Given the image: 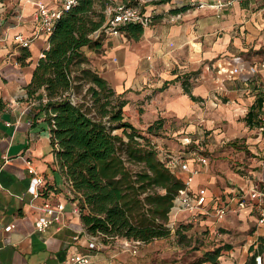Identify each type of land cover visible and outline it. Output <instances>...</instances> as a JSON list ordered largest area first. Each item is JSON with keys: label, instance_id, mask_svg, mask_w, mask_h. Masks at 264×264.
<instances>
[{"label": "crops", "instance_id": "1", "mask_svg": "<svg viewBox=\"0 0 264 264\" xmlns=\"http://www.w3.org/2000/svg\"><path fill=\"white\" fill-rule=\"evenodd\" d=\"M64 1L0 0V98L6 103L0 110V264H60L73 252L89 254L90 264H195L184 258L190 247L197 259L219 249L218 264H245L264 245V196L261 203L248 198L241 209L231 202L222 219L212 210L192 217L171 209L170 236L141 242L136 252L124 248L122 239L101 244L90 239L70 185L55 164L45 114L37 101L27 99L26 90L49 46L48 35L38 32V5L61 7ZM192 1L143 4L153 19L139 37L121 31L105 35L97 50H81L127 100L126 120L145 129L163 119L162 129L171 128L177 141L167 142L170 155L198 169L191 188L205 194L211 208L215 198L229 200L237 191L264 194V126L257 116V124L246 121L264 94L259 65L264 58V0H232L222 8L197 7ZM172 15L178 17L172 21ZM16 34L29 38L30 45L17 43ZM191 149L202 152L207 163L193 159ZM173 171L185 176L178 166ZM37 176L44 179L42 186ZM45 200L63 205L62 223L38 232L34 222L43 216L39 207ZM178 228L183 240L175 235Z\"/></svg>", "mask_w": 264, "mask_h": 264}, {"label": "trees", "instance_id": "2", "mask_svg": "<svg viewBox=\"0 0 264 264\" xmlns=\"http://www.w3.org/2000/svg\"><path fill=\"white\" fill-rule=\"evenodd\" d=\"M139 1L123 0L126 4ZM116 3L75 0L62 11L48 35L49 46L26 85L27 99L37 101L39 112L45 114L55 164L70 185L84 230L98 236L102 243L121 238L148 243L170 236L169 213L183 181L168 167V156L158 157L157 144L151 137L160 134L163 119L145 130L126 120L123 107L127 100L90 66L81 50L84 46L95 50L101 47L106 35V9ZM119 29L134 38L143 30L137 23ZM183 84L190 93L188 85ZM84 85L87 88L78 100ZM262 103L264 94L246 114L248 124L258 123L256 116ZM5 106L0 98V110ZM129 163L139 168L133 170ZM175 235L184 238L179 228ZM219 251H206L195 264H218ZM262 254L264 245L245 264H256L255 258Z\"/></svg>", "mask_w": 264, "mask_h": 264}, {"label": "built area", "instance_id": "3", "mask_svg": "<svg viewBox=\"0 0 264 264\" xmlns=\"http://www.w3.org/2000/svg\"><path fill=\"white\" fill-rule=\"evenodd\" d=\"M153 0H140L136 4H126V3H116L114 6L107 8V18L104 23L105 25V34H119L121 33L119 27L128 23H137L141 26H148L153 19L152 13H147L143 8V4L149 3ZM75 0H65L61 7H50L46 3H41L38 5L36 12V19L38 24V32L49 35L51 32L53 25L57 18H59L60 14L64 9H67ZM195 6L203 7V6H211L215 8H222L232 2V0H214L213 2L194 0L192 1ZM178 15H172L169 17L170 20H175ZM98 33H96L97 35ZM14 40L17 43H20L24 47H28L30 45V39L25 38L20 34L14 35ZM260 67L264 69V58L259 63ZM257 119L261 126H264V103L260 108V111L257 115ZM186 144H190L189 138H184ZM191 157L195 159L197 162L201 164L207 163V157L202 154L197 149L190 150ZM169 161L167 163L168 167L173 171L175 167H179V170L185 173V176L182 179L183 186L178 189L176 197L174 199V205L172 209L186 211L192 217H197L198 214H208L210 210L213 211L214 216L217 219H222L225 217L228 211L231 210L230 203L236 201L237 208H244L247 205V199L259 198L261 203V198L264 196L259 190H253L249 194L239 193L237 191V196L226 199L215 198L213 207H209L205 205L206 196L205 194L197 191H193L191 188V183L193 181V176L198 169L191 168L187 159H182L177 156L168 155ZM28 165L29 172H33V168ZM44 179L41 176L36 177V183L40 186L43 185ZM37 195V193L35 194ZM234 198H236L234 200ZM75 204V203H74ZM76 205V204H75ZM40 211L43 213L42 217H39L34 222V229L38 232L45 231L49 226L55 225L60 226L61 221V213L63 209V205L59 202H52L50 200H45L41 206L39 207ZM78 211L77 207L75 209ZM260 221L264 222V208H260ZM13 226V225H12ZM87 233V232H86ZM88 234V233H87ZM92 241H96L98 244H101L98 236L88 234ZM76 238V237H75ZM122 239V246L124 248H132L134 252H136L135 247L139 243L138 240H130L126 238ZM256 264H261V256L258 255L256 258ZM90 255L81 253V252H73L65 261L60 264H90Z\"/></svg>", "mask_w": 264, "mask_h": 264}, {"label": "rangeland", "instance_id": "4", "mask_svg": "<svg viewBox=\"0 0 264 264\" xmlns=\"http://www.w3.org/2000/svg\"><path fill=\"white\" fill-rule=\"evenodd\" d=\"M123 2V0H117V3H121ZM124 3V2H123ZM107 11V9H106ZM106 16H107V12H106ZM107 18V17H106ZM87 88V85H84L82 87V90L81 92L77 95L78 97V100H80V98L82 97V95H84L85 93V90ZM146 129V128H145ZM145 129H140V130H145ZM120 133V130L118 131ZM153 141L155 142V144H157V147L158 145L160 144V147H161V150H158L159 151V155L158 157L159 158H162L164 159V157L172 154L168 148H167V142H176V138L173 136L172 134V130L171 128L167 129V128H161V132L158 136H151ZM130 168H132L133 170H136L139 168V165L138 164H131L129 163L128 164ZM193 248L194 247H190L189 249H186V251L184 252V258L185 260L188 262V263H193V261H196V257H197V254L196 252L193 251ZM261 256V264H264V254L260 255Z\"/></svg>", "mask_w": 264, "mask_h": 264}]
</instances>
